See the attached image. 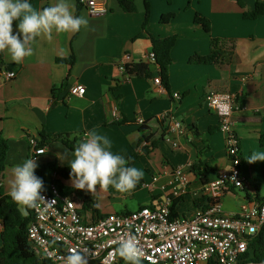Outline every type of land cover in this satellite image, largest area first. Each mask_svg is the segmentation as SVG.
I'll use <instances>...</instances> for the list:
<instances>
[{"label": "crops", "instance_id": "1", "mask_svg": "<svg viewBox=\"0 0 264 264\" xmlns=\"http://www.w3.org/2000/svg\"><path fill=\"white\" fill-rule=\"evenodd\" d=\"M133 1L134 13L124 12L117 0H107L108 13L96 16L79 0H70L75 5L74 15L87 18V27L76 33L53 31L51 40L37 37L33 55L19 64L0 52V135L10 146L0 197L8 195L14 165L33 158L38 167L51 163L57 168L69 167L71 155L63 161L57 156L64 150L72 152L63 139L67 136L79 142L85 132L96 130L110 139L114 154L127 159L136 153L139 159L132 166L144 176L126 193L112 186L104 191L99 185L90 193L74 188L71 179L59 178L64 186L75 189L69 197L77 203L85 222L144 207L154 209L168 198L180 199L176 217L191 218L204 206V185L229 169L219 117L204 101L208 93L228 92L237 98L233 130L239 140L241 175L247 183L223 194V209L237 215L245 205L264 201V161H247L253 151L264 152V15L256 20L243 17L257 0H190L192 9L186 11L187 0L181 5L176 0L174 7H163V11L160 0H148L151 11L145 26V0ZM57 2L31 0L30 4L42 10ZM173 11L175 19L161 24L162 15ZM198 13L210 21V33L195 24ZM17 31V27L13 29L14 34ZM172 36L177 41L168 67V88L155 84L154 79L160 76L156 65L149 79L120 72L124 54L131 57L128 65L148 63L145 57L152 52L151 38ZM212 38L220 40L223 50L235 53L232 64H190L192 56L210 53ZM72 56V66L57 62ZM10 72L16 77L5 80ZM76 85L86 88L84 97L71 94ZM175 93L181 99H175ZM41 132L51 138L44 147L46 153L37 155L30 140L39 139ZM170 137L177 147L168 141ZM178 167H185L189 183L183 195L174 197ZM55 178L56 173L48 171L45 186ZM83 194L96 197L98 215L82 210Z\"/></svg>", "mask_w": 264, "mask_h": 264}, {"label": "built area", "instance_id": "2", "mask_svg": "<svg viewBox=\"0 0 264 264\" xmlns=\"http://www.w3.org/2000/svg\"><path fill=\"white\" fill-rule=\"evenodd\" d=\"M79 2L92 15L108 13L107 0ZM130 58L129 54H124L119 62L121 73L126 74ZM145 59L148 63L156 62L153 52ZM15 77L12 72L4 76L5 80ZM154 82L162 87L160 76ZM85 93L82 85L71 88L73 96L84 97ZM174 98L181 99V95L175 93ZM236 100L228 92H211L204 97L205 103L219 117L229 169L204 185V206L193 217H173L175 198H168L154 209L144 207L129 214H110L96 222H85L77 203L51 182L41 193L45 201L32 209L34 220L27 231L35 256L42 263L64 264V257L75 250L88 257V264H118L117 241L131 234L137 237L145 253L142 261L149 264H255L249 244L264 226V201L245 205L237 215L226 214L221 202L226 191L243 188L247 183L241 175L239 140L233 130ZM168 141L177 147L171 137ZM30 144L36 154L46 153L44 148L37 147L36 139H31ZM188 183L185 167L176 168L174 184L177 186L173 196L183 195Z\"/></svg>", "mask_w": 264, "mask_h": 264}, {"label": "clouds", "instance_id": "3", "mask_svg": "<svg viewBox=\"0 0 264 264\" xmlns=\"http://www.w3.org/2000/svg\"><path fill=\"white\" fill-rule=\"evenodd\" d=\"M75 5L70 0H58L52 6L37 10L28 0H0V52H6L10 59L19 64L33 55V42L43 35L48 40L52 33H76L81 27L88 26L84 16L74 15ZM18 21V31L14 34L13 22ZM111 141L96 130L85 132L83 137L69 154L67 150L58 153L62 161L69 159L70 179L76 189L90 193L97 185L107 191L109 186L117 192L132 191L144 173L135 166H127L128 160L111 151ZM41 151L37 155H43ZM248 163L264 161V152L253 151L247 157ZM38 167L36 159L27 158L12 167L13 179L10 181L8 195L19 206L23 215L28 209H35L39 202L45 201L41 195L44 183L35 175ZM116 252L125 264H142L145 253L136 236L128 234L117 241ZM64 264H88V257L70 250L64 257Z\"/></svg>", "mask_w": 264, "mask_h": 264}, {"label": "trees", "instance_id": "4", "mask_svg": "<svg viewBox=\"0 0 264 264\" xmlns=\"http://www.w3.org/2000/svg\"><path fill=\"white\" fill-rule=\"evenodd\" d=\"M120 7L124 12L134 13L137 8L133 0H117ZM30 3L31 0H28ZM150 5L148 0H145V23H148L150 19ZM264 15V0H257L252 10L244 13V19L256 20L260 16ZM176 17L175 13H168L162 15L160 23L163 25L169 24ZM194 22L200 25L206 33L211 32L210 21L203 17L201 14H196ZM18 21L13 22V29L17 27ZM177 37L172 36L165 39L151 38L152 52L156 56L155 63H132L126 65L125 71L129 77H138L149 79L152 77V66L156 65L159 68V75L161 76L162 84L168 88V67L172 63L171 53L176 44ZM235 60V53L230 50H223L220 47V40L211 39V49L207 56L194 55L190 58L189 63L193 65H215L217 67L232 64ZM58 63L67 64L72 66L75 62V57H69L67 59H57ZM243 102H241L242 105ZM39 139L37 141L38 148H44L47 143L50 142L49 136L44 132L38 134ZM144 141V140H143ZM64 145L73 151L77 145L78 140H70L67 136L63 139ZM261 144L264 146V134L261 136ZM9 141L4 139L0 135V180L3 177L6 162L9 153ZM139 156L134 153L127 158L128 165L131 167ZM53 171L56 173V178L53 182L58 187L59 191L65 195L70 196L75 193V189L64 186L59 178L70 179L71 168L62 167L57 168L56 164L51 163L46 166L37 167L35 175L43 180L44 188L46 181V173ZM58 178V179H57ZM83 207L82 210H91L93 215H98L96 197L89 194L82 195ZM180 199H174L172 206V215L176 217L175 208L179 204ZM27 215H23L19 206L11 199L9 195L0 197V222L3 224V230L1 232V245H0V264H48V262L42 263L34 254L31 246L29 245L27 238V231L30 223L34 220L32 209L27 210ZM106 217V216H105ZM104 218V217H103ZM249 249L252 251L255 264H264V226L260 230L259 234L252 239L249 244ZM118 264H125V261L118 255ZM142 264H149L142 261Z\"/></svg>", "mask_w": 264, "mask_h": 264}, {"label": "rangeland", "instance_id": "5", "mask_svg": "<svg viewBox=\"0 0 264 264\" xmlns=\"http://www.w3.org/2000/svg\"><path fill=\"white\" fill-rule=\"evenodd\" d=\"M160 1L162 2V9H161V11L164 10L163 7H166V8L170 7V8H172V7H174L175 4H176V0H160ZM180 1H181V3H180V5H181L182 2H183V0H180ZM190 9H192V6H191V4H190V0H187V1H186L185 9H184L183 11L190 10ZM175 12H176V11H175ZM169 13H174V11H173V12H169ZM164 14H165V13H164ZM195 16H196V14H195ZM195 16H194V18H195ZM212 39H213V38H212Z\"/></svg>", "mask_w": 264, "mask_h": 264}]
</instances>
